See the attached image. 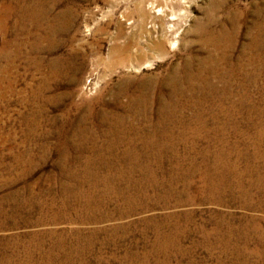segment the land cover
<instances>
[{"label": "rangeland", "instance_id": "rangeland-1", "mask_svg": "<svg viewBox=\"0 0 264 264\" xmlns=\"http://www.w3.org/2000/svg\"><path fill=\"white\" fill-rule=\"evenodd\" d=\"M151 1L178 19L177 46L167 44L168 53L163 57L145 49L144 32L151 30L154 23L147 8L146 18L138 17L139 0H60L52 14L57 19L53 22L57 31L51 43L43 40L42 28L46 25L36 28L27 21L29 18H24L26 28L19 33L15 29L16 17L11 21L10 33L0 30V68L6 67L5 74L0 71V264H81V260L86 264H122L124 255L132 250L142 260L154 244L156 225H161L164 231L168 230L166 226L176 225L177 230H188L191 235L182 240L180 250L170 254L172 259L154 254L148 264H154L155 258H168L169 264H241L234 261L233 254L245 257L246 264H262L255 253V247L260 246L257 241H251L249 249L233 253L209 248L196 230L203 227L213 233L214 222L220 215L234 216V226L240 229L244 221L264 217L259 210H245L239 204L217 206L197 201L179 206L172 202L127 218L84 224L79 223L80 213L74 210L80 206L64 204V196L75 187L62 185L69 181L62 175V163L65 168L82 171L87 160L95 155L77 153L74 155H80L81 162L71 163L70 158L62 161L58 156L61 152L58 139L66 140L78 120L95 126L103 110L109 112L117 107L121 114L126 113L123 106L129 104L127 94L137 91V82L150 83L155 73L183 64L190 55L200 53L199 40L205 28V32L228 34L218 49V74L207 78V82L213 83L211 90L216 88L224 97L215 98L217 106L209 98L198 109L232 110L235 120L244 124L254 117L264 127V115L255 110H264V0ZM23 2L33 6V0ZM4 40L10 43L7 59L1 56ZM123 47L145 49L138 62L143 69L134 70L129 63L121 64L124 56L115 54L114 49ZM72 61L81 64L80 71L74 74L66 66ZM147 61L152 65L145 66ZM127 82L131 86L121 95ZM194 112L195 109H181L179 114L191 117ZM129 114L126 113V118L133 120ZM253 126L241 128L245 132L243 139L256 131ZM206 140L212 139H198L199 150L208 145ZM98 143L105 140L99 138ZM178 148L183 154L184 147ZM122 163L119 160L116 167ZM187 214L192 221L185 222ZM167 217L173 218L172 221L163 224ZM147 219L153 220L151 227L146 226ZM119 224L126 228L114 232L113 228ZM98 228L106 233L94 239L93 250L86 245L83 257L73 256L72 262L66 263L65 254L75 248L72 246L77 237L75 231L90 242L91 230ZM211 239L216 243V239ZM133 245L138 248L131 249ZM139 264L146 263L142 260Z\"/></svg>", "mask_w": 264, "mask_h": 264}, {"label": "bare ground", "instance_id": "bare-ground-1", "mask_svg": "<svg viewBox=\"0 0 264 264\" xmlns=\"http://www.w3.org/2000/svg\"><path fill=\"white\" fill-rule=\"evenodd\" d=\"M1 1L0 30L10 33L13 30L11 21L16 17L18 27L15 29L19 33L26 28L24 18H29L27 21L36 28L46 25L42 28L45 30L43 40L52 42L57 31L53 23L57 19H53L52 14L60 0H33V6H26L23 0ZM145 8L149 10L154 23L151 30L144 32L147 38L145 49L163 57L168 53L166 45L173 47L178 42V19L151 0L137 2L138 17L146 18ZM204 30L206 28L199 40L202 47L200 53L190 55L183 64L172 65L165 68L164 72L155 73L150 83L137 82V91L127 94L129 104L123 108L126 113H130L129 117H134L133 120H128L126 113L121 114L116 110L117 107L109 112L103 110L97 116L95 126L84 123L85 120H78L66 140L58 139L60 143L57 144L60 145L57 147H61L58 156L62 161L70 158L69 160L73 159L71 163H77L81 162L82 154L95 155V158L87 160L82 171L65 168L64 163L60 168L62 175L69 180L62 182V185L75 187L70 189V194H66L63 200L64 204L80 206L73 208L80 213L79 223L100 224L115 218L123 219L141 211L147 212L160 204L167 206L172 202L179 206L197 201L217 206L239 204L245 210L253 209L264 213L263 125L254 117L243 124L233 118L234 111H226L224 108L211 112H201L198 109L209 98L215 104V98L224 97L217 93L216 88L211 90L213 83L210 80L207 82V78L218 74V49L228 34L227 31L215 33ZM3 44L1 56L7 59L10 43L4 40ZM145 49L123 47L114 49V53L124 56L121 64L129 63L130 68L140 70L144 66L138 62ZM203 52L206 53L205 56H202ZM151 63L147 61L144 64L150 66ZM66 66L67 71L70 70L73 74L81 69V64L73 61ZM0 71L5 74L6 67H1ZM130 86V82L123 84L121 95L127 93ZM204 94H208V97ZM154 106L159 108L155 109ZM181 109H195V112L191 117L184 116L179 114ZM255 110L264 115V110ZM249 124H253L256 131L254 130L252 136L243 139L245 132L241 128ZM99 138H103L105 143L99 144ZM201 138L212 140H206L208 145L199 150L201 144L198 139ZM231 138H236V141H231ZM180 146L184 147L183 154L179 153ZM77 153L80 155L75 156ZM120 155L122 157H117ZM119 160L124 163L116 167ZM185 217V222L192 221L189 214ZM234 218L218 216V220L214 222L216 226L213 233L207 232L203 227L196 230L205 238L209 248L233 250V253L247 250L251 241H257L260 246L255 247V253L264 264V217L250 218L248 223L244 221V227L240 229L234 226ZM172 219H164L163 224ZM151 222L153 220L147 219L146 226L151 227ZM160 226L154 227V244L142 259L146 264L150 263V257L154 254H163L172 259L170 254L178 248L180 250L182 240L191 235L188 230H177L176 225L166 226L168 230L165 231ZM125 228V225L119 224L113 230L119 232ZM100 233H106L105 229L91 230L89 242L82 233L75 231L76 241L74 240V245L71 244L75 248L71 253L65 254L66 263L72 262L73 256L83 257L86 254L83 250L86 245L89 250H93L96 244L94 239ZM211 238L216 239V243H212ZM77 242L86 244L77 245ZM135 245L131 249L138 248ZM233 255L235 262L247 263L242 255ZM142 260L132 250L124 255L120 263L139 264ZM84 262L81 260V264ZM169 263L168 258L154 260V264Z\"/></svg>", "mask_w": 264, "mask_h": 264}]
</instances>
